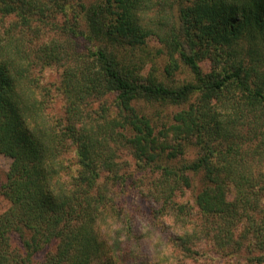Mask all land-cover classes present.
I'll return each instance as SVG.
<instances>
[{"label":"trees","instance_id":"trees-1","mask_svg":"<svg viewBox=\"0 0 264 264\" xmlns=\"http://www.w3.org/2000/svg\"><path fill=\"white\" fill-rule=\"evenodd\" d=\"M0 156V264H264V0H0Z\"/></svg>","mask_w":264,"mask_h":264},{"label":"rangeland","instance_id":"rangeland-1","mask_svg":"<svg viewBox=\"0 0 264 264\" xmlns=\"http://www.w3.org/2000/svg\"><path fill=\"white\" fill-rule=\"evenodd\" d=\"M151 45L152 48L153 47H157L158 45L156 44V41L154 39H151ZM155 62V61H154ZM167 63L165 56L162 54L161 56H157L156 62H155V66L157 67V69L160 71L162 70L163 66ZM204 65H207V63L205 62ZM183 69V68H182ZM176 77L183 79H189L190 76L188 73H177ZM42 80L44 83H53L56 79H58V74H57V69L51 67L45 68L43 70L42 73ZM63 105V99L58 96V94L55 97V108L59 111L61 110V107ZM161 129V128H160ZM159 130V127H158ZM120 153V157H121V161L123 158H129L131 157V155L128 153L127 150L125 149H120L119 151ZM10 159L5 157V156H0V182L3 181V179L5 178V174L9 168L10 165ZM187 196L189 198H191L190 196V192L187 191ZM191 200V199H190ZM8 206V202L2 197L0 196V213L2 211H4ZM11 245L13 247H20V239L19 237L14 234L11 236V241H10ZM212 250V249H211ZM44 254V252H41L39 254H37V258L42 257ZM208 258H202V260H199L200 264H228V259L223 257L222 254L216 253L215 251H210L208 250L207 253Z\"/></svg>","mask_w":264,"mask_h":264}]
</instances>
